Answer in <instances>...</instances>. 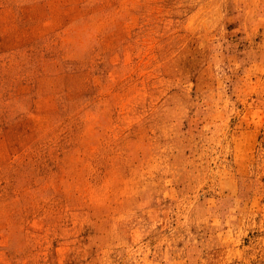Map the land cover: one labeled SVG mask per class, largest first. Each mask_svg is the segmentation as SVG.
<instances>
[{
	"label": "rangeland",
	"instance_id": "obj_1",
	"mask_svg": "<svg viewBox=\"0 0 264 264\" xmlns=\"http://www.w3.org/2000/svg\"><path fill=\"white\" fill-rule=\"evenodd\" d=\"M0 264H264V0H0Z\"/></svg>",
	"mask_w": 264,
	"mask_h": 264
}]
</instances>
